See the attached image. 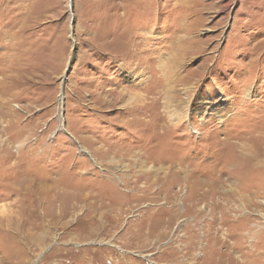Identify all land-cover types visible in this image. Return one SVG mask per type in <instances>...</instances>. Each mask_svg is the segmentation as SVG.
<instances>
[{"label": "rangeland", "instance_id": "obj_1", "mask_svg": "<svg viewBox=\"0 0 264 264\" xmlns=\"http://www.w3.org/2000/svg\"><path fill=\"white\" fill-rule=\"evenodd\" d=\"M0 264H264V0H0Z\"/></svg>", "mask_w": 264, "mask_h": 264}, {"label": "bare ground", "instance_id": "obj_2", "mask_svg": "<svg viewBox=\"0 0 264 264\" xmlns=\"http://www.w3.org/2000/svg\"><path fill=\"white\" fill-rule=\"evenodd\" d=\"M63 94H60V96H59V98H58V100H59V102L61 103L62 102V100H63ZM242 148V147H241ZM247 150V149H246ZM241 152V151H240ZM254 156L255 155H261L260 153H256V154H253ZM239 156V155H238ZM256 159V158H255ZM253 159H251V161H252ZM247 161V160H246ZM259 160H257V162H258ZM248 162V161H247ZM236 163V162H235ZM238 163V162H237ZM259 163V162H258ZM232 167V166H231ZM237 172V171H236ZM232 174V173H231ZM236 174V173H235Z\"/></svg>", "mask_w": 264, "mask_h": 264}]
</instances>
